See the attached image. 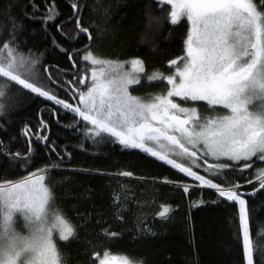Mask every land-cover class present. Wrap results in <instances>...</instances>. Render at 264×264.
Segmentation results:
<instances>
[{
    "label": "snow or ice",
    "instance_id": "obj_1",
    "mask_svg": "<svg viewBox=\"0 0 264 264\" xmlns=\"http://www.w3.org/2000/svg\"><path fill=\"white\" fill-rule=\"evenodd\" d=\"M69 2L73 15L68 19H75L77 34H88V43L81 42V47L69 51L55 37L51 42L72 62V79H54L50 65H41L31 50L21 51L17 36L20 25L13 20L7 37L0 39V115L7 113L19 95L36 94L35 98H46L73 114L68 127L80 131L83 122L85 138L139 149L193 178V185L214 190L217 200L213 203L232 208L234 221L238 207L240 264H255L246 197L258 189L264 191V167H256L257 163L264 165V0H153L161 9H170L166 16L170 24L184 26L186 22L181 54L166 61L167 75L159 69L147 73L138 56L121 61L95 54L89 27L81 26L79 9L84 5L79 0ZM32 6L37 8L34 0ZM57 15L55 5H47L42 16L45 32L47 22ZM104 15L106 19V10ZM146 15L149 26L158 28L162 17L151 12ZM63 23L55 28L59 31ZM74 56H79V68ZM41 67L49 84L73 99L78 97L75 104L41 82ZM142 79L166 82V92L133 95L130 86H139ZM49 110L53 117L57 115L55 107ZM39 125L46 128V121L41 119ZM0 130L6 131V125L0 123ZM23 134L35 135L37 142L49 139L39 130L33 133L28 125ZM44 146L56 151L54 144ZM79 146L84 147L83 143ZM8 157L22 161L20 167L26 169L36 159L32 142L26 152H8ZM62 163L53 161L17 180L0 178V264H62L56 235L68 241L75 227L57 209L56 193L46 182L49 170L60 168ZM225 173L238 176L237 182H216ZM168 183L182 186L185 194L193 186L183 178ZM168 211V206H161L156 215L164 217ZM16 214L23 220L19 228ZM102 232L109 239L119 235L108 229ZM259 251L264 257V249ZM91 256L95 259L90 264H139L127 257H110L107 250L103 255L93 250Z\"/></svg>",
    "mask_w": 264,
    "mask_h": 264
},
{
    "label": "trees",
    "instance_id": "obj_2",
    "mask_svg": "<svg viewBox=\"0 0 264 264\" xmlns=\"http://www.w3.org/2000/svg\"><path fill=\"white\" fill-rule=\"evenodd\" d=\"M34 2L35 10L33 0H0V39L7 37L14 20L20 25L17 36L21 51L31 50L40 58L41 65H50L49 72L54 79L71 80V61L51 42L55 37L57 43L69 51L81 47V42L87 43L86 36L75 39L76 21L68 19L73 15L71 4L69 0ZM79 2L84 5L79 9L81 26L89 27L93 39L91 50L95 54L121 61L138 56L144 61L147 73L159 69L169 74L166 61L181 54L182 37L186 32V22L184 26L169 23L166 18L169 8L161 9L153 0ZM52 4L58 15L47 22L45 32L42 16L47 5ZM148 12L162 17L158 28L149 26ZM61 21L64 23L58 31L55 25ZM74 60L79 68V56H74ZM39 71L46 87L73 103L70 94L48 83L42 67ZM165 83L159 79L152 82L142 79L139 86H131L130 90L137 96L164 93ZM35 97L36 94L19 95L7 113L0 115V123L6 125V131L0 130V178L17 180L38 167L63 161L60 168L50 169L46 174V182L56 193L57 209L75 227L73 237L57 242L62 264H90L95 259L91 256L93 250L101 255L107 250L109 255L127 257L139 264H240L242 238L238 240L237 236L238 207L234 221L232 208L213 203L217 200L214 190L191 186L185 194L182 187L168 183L182 178L183 182L191 183L178 170L139 149L124 148L109 140L93 142L85 138L83 122L80 131L68 127L73 123L71 112L46 98ZM52 107L57 110L55 117L49 110ZM41 119L46 121V128H40ZM25 125L33 133L37 130L46 133L49 139L37 142L35 135L25 136ZM29 141L36 159L25 169L20 167L22 161L9 159L8 152H26ZM45 143L54 144L56 151H49ZM81 143L83 148L79 146ZM256 167L264 165L257 163ZM97 169L100 171H95ZM123 172L133 175H120ZM221 180L236 183L238 176L225 173L216 182ZM243 190L249 191L247 186H243ZM198 200L204 202L195 204ZM161 206L169 208L164 217L156 215ZM246 206L255 264H264L259 251L264 249V191L258 189L254 196H247ZM102 229L119 235L106 238Z\"/></svg>",
    "mask_w": 264,
    "mask_h": 264
},
{
    "label": "rangeland",
    "instance_id": "obj_3",
    "mask_svg": "<svg viewBox=\"0 0 264 264\" xmlns=\"http://www.w3.org/2000/svg\"><path fill=\"white\" fill-rule=\"evenodd\" d=\"M131 87V86H130ZM170 166V165H169ZM177 170V169H176ZM201 174H205L204 172L201 171ZM189 179V181L191 182L189 185H193V178L191 177H187ZM211 178V177H209ZM195 186V185H193ZM197 187V186H195ZM201 188H207V187H201ZM250 196H254V195H250ZM23 224V220H22V217L19 216V214H16V226L19 228L21 225ZM59 241V237H58V234L56 235V242ZM110 257L112 256H115L117 258H123L121 256H116V255H109Z\"/></svg>",
    "mask_w": 264,
    "mask_h": 264
},
{
    "label": "water",
    "instance_id": "obj_4",
    "mask_svg": "<svg viewBox=\"0 0 264 264\" xmlns=\"http://www.w3.org/2000/svg\"><path fill=\"white\" fill-rule=\"evenodd\" d=\"M74 19V18H73ZM70 21V20H69ZM66 22H68V21H66ZM79 36H86V38H87V43H88V34L87 33H85V34H77L76 35V37H75V39L76 38H78ZM75 40H73V41H71V42H74ZM71 64H72V62H71ZM73 71H75V69H73ZM72 71V72H73ZM70 75H71V72H70ZM71 99L73 100V103L75 104L76 103V100L75 99H73L72 97H71Z\"/></svg>",
    "mask_w": 264,
    "mask_h": 264
},
{
    "label": "built area",
    "instance_id": "obj_5",
    "mask_svg": "<svg viewBox=\"0 0 264 264\" xmlns=\"http://www.w3.org/2000/svg\"><path fill=\"white\" fill-rule=\"evenodd\" d=\"M182 187V186H181ZM183 188V187H182ZM190 188V187H189Z\"/></svg>",
    "mask_w": 264,
    "mask_h": 264
}]
</instances>
